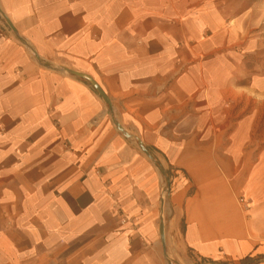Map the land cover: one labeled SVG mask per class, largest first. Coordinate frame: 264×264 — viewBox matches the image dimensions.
<instances>
[{
  "label": "crops",
  "instance_id": "0c3cea01",
  "mask_svg": "<svg viewBox=\"0 0 264 264\" xmlns=\"http://www.w3.org/2000/svg\"><path fill=\"white\" fill-rule=\"evenodd\" d=\"M0 264H264V0H0Z\"/></svg>",
  "mask_w": 264,
  "mask_h": 264
},
{
  "label": "water",
  "instance_id": "95a60500",
  "mask_svg": "<svg viewBox=\"0 0 264 264\" xmlns=\"http://www.w3.org/2000/svg\"><path fill=\"white\" fill-rule=\"evenodd\" d=\"M65 70L72 75L80 76V77L86 79L87 81H89L97 89V91L104 97L106 102L110 105V99L108 98V95L105 93V91L100 87V85L91 76L84 74V73L77 72V71H73L70 69H65ZM136 140L138 143H142L139 138H137ZM143 149H144V151H146L144 147H143ZM169 184H170V182H169Z\"/></svg>",
  "mask_w": 264,
  "mask_h": 264
},
{
  "label": "rangeland",
  "instance_id": "374dc122",
  "mask_svg": "<svg viewBox=\"0 0 264 264\" xmlns=\"http://www.w3.org/2000/svg\"><path fill=\"white\" fill-rule=\"evenodd\" d=\"M170 178H171V174H164V189H165V192H164V197L167 195V193L169 192V182H170Z\"/></svg>",
  "mask_w": 264,
  "mask_h": 264
},
{
  "label": "bare ground",
  "instance_id": "6f19581e",
  "mask_svg": "<svg viewBox=\"0 0 264 264\" xmlns=\"http://www.w3.org/2000/svg\"><path fill=\"white\" fill-rule=\"evenodd\" d=\"M181 162H183L185 165H186V163H187V164L190 163V161H189V162H186V160H183V161L181 160ZM188 167H190V169H192L193 166H190V164H189Z\"/></svg>",
  "mask_w": 264,
  "mask_h": 264
},
{
  "label": "built area",
  "instance_id": "2783aa9c",
  "mask_svg": "<svg viewBox=\"0 0 264 264\" xmlns=\"http://www.w3.org/2000/svg\"><path fill=\"white\" fill-rule=\"evenodd\" d=\"M164 192H165V189H164Z\"/></svg>",
  "mask_w": 264,
  "mask_h": 264
}]
</instances>
